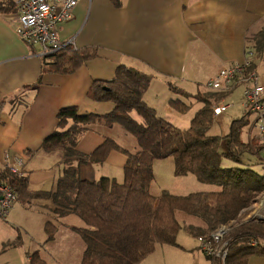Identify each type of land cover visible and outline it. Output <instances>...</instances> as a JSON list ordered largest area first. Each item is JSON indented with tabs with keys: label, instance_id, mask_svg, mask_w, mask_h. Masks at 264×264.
I'll return each instance as SVG.
<instances>
[{
	"label": "crops",
	"instance_id": "1",
	"mask_svg": "<svg viewBox=\"0 0 264 264\" xmlns=\"http://www.w3.org/2000/svg\"><path fill=\"white\" fill-rule=\"evenodd\" d=\"M16 17L15 13L0 14V175L5 154H19L25 159L27 184L8 219H0V264H29L34 252L52 264L45 257L48 250L67 256V250L55 244L58 232L65 229L62 238L68 237V228L81 226L71 213L59 215L51 200L39 195L55 190L63 174V152L43 148L44 140L59 126V110L76 106L80 113H110L114 103L95 100L90 89L96 80H113L118 67L125 64L153 76L144 100L158 116L181 127L191 112L186 121L191 125L203 103L191 99L187 112L175 110L171 100H185V96L172 86L190 94L203 92L200 87H207L223 67L242 62L253 47L252 38L264 27V0H81L72 20L59 24L57 33L63 42L72 40L76 49L93 56L69 73L55 70L54 58L21 39ZM262 58L263 54L257 60ZM228 93L214 101L215 105L227 103ZM196 105L198 109L192 108ZM132 115L141 120L136 111ZM253 128L254 121L249 141L258 135L257 131L252 136ZM107 139L120 149L111 150L102 162H84L82 178L124 181L127 153L137 152L139 144L120 124H91L77 149L91 154ZM166 159H171L169 168L175 175L172 157L155 160L153 168ZM246 161L251 162L250 158ZM252 168L264 173V164ZM198 190L203 189L193 191ZM261 197L259 205L245 210H251L249 218L264 215L263 192ZM47 222L55 225L50 240ZM259 238L264 243V236L259 234ZM248 264H264V254L252 255Z\"/></svg>",
	"mask_w": 264,
	"mask_h": 264
},
{
	"label": "trees",
	"instance_id": "2",
	"mask_svg": "<svg viewBox=\"0 0 264 264\" xmlns=\"http://www.w3.org/2000/svg\"><path fill=\"white\" fill-rule=\"evenodd\" d=\"M8 13L17 14L16 1L0 0V14ZM252 41L250 69L259 74L257 59L264 52V27ZM46 56L55 59V70L69 73L93 55L69 45ZM152 79L150 74L121 64L113 80H96L90 89L95 100L112 101L114 109L101 115L80 113L76 106L63 107L58 112V128L43 142L45 150L63 152L64 168L56 189L39 195L50 199L59 215L76 214L85 222V226H73L86 243L81 264H141L157 244H176L183 223L192 234H209L237 220L244 209L254 204L264 192V173L257 172L250 165L223 166L225 157L241 163L244 155L263 149L258 136L249 142L242 138L244 128L250 122V113L245 111L242 117L234 119L227 135H212L210 129L219 115L214 111V101L228 92L210 89L206 93L190 94L171 85L186 98L171 100L175 110L187 112L192 106L191 99L203 103L190 127L182 129L158 116L145 102L144 94ZM261 83L264 84L262 80ZM134 111L141 120L132 115ZM97 122L120 124L137 139L139 150L126 152L128 160L123 182L110 177L88 180L81 176L80 166L84 162H102L111 150L120 149L111 139L105 140L91 154L77 149L82 134ZM168 157L175 161V175L193 173L199 181L216 185V189L183 195L163 190L161 194L153 195L150 191L154 178L153 163L156 159ZM10 182L19 194L26 186L27 178L25 175L12 176ZM178 213L182 215L181 220ZM185 217L198 220L200 224L187 226L189 223L184 221ZM258 225L253 229L264 236V222ZM46 227L50 240L55 226L47 222ZM244 236L247 238L231 239L225 264H248L252 255L264 254V243L259 235L256 236V245L250 244L252 234ZM211 259L214 264H223ZM29 264L48 263L34 252Z\"/></svg>",
	"mask_w": 264,
	"mask_h": 264
},
{
	"label": "built area",
	"instance_id": "3",
	"mask_svg": "<svg viewBox=\"0 0 264 264\" xmlns=\"http://www.w3.org/2000/svg\"><path fill=\"white\" fill-rule=\"evenodd\" d=\"M17 4V33L31 46L38 45L43 55L58 52L71 45V41L63 42L57 33V26L68 22L74 17V12L81 0H15ZM253 51L248 48L245 59L223 67L217 76L208 82L212 90L230 92L237 86H243L242 105L246 112L253 115L258 131L260 145L264 146V84L260 75L250 69L253 62ZM229 103L214 106L216 114L226 111ZM4 168L0 175V219L7 220L17 201L18 194L10 182L12 176L25 175V159L19 154L7 152ZM231 226L223 225L217 230L201 235L198 240L204 253L214 260L225 264L231 241ZM251 245H256L252 238Z\"/></svg>",
	"mask_w": 264,
	"mask_h": 264
},
{
	"label": "rangeland",
	"instance_id": "4",
	"mask_svg": "<svg viewBox=\"0 0 264 264\" xmlns=\"http://www.w3.org/2000/svg\"><path fill=\"white\" fill-rule=\"evenodd\" d=\"M262 59H264V52ZM257 64H258V70L261 74L260 76L264 78V61H258ZM206 88L207 87H204L202 85L200 87V90L202 91L204 90L203 92L206 93L207 92L205 91ZM242 92H243V86L240 85L228 93L227 96L229 97L226 98L225 102L231 103L232 105L229 107V109L226 112H224L219 117L215 118V122L213 123V126L210 129V134L222 135V136L227 135L229 133L230 125L232 121L234 119H238L242 117L245 114V110L241 106ZM195 107L196 109H198L197 105L192 108L195 109ZM189 116H191V112H189L186 115L185 118H187V120H183V122L185 123L180 124L181 125L180 128L187 129L190 127V122L188 123L186 122L189 121L188 120L190 119ZM255 119L256 118L253 115L249 114L250 122L244 128V131L242 133V138L245 142H249V129ZM256 133H257V128H253L252 136H255ZM251 147L253 148V146ZM248 158H250L251 162L246 161ZM170 160L171 159H166V161H159L156 165V168L154 167L155 174L150 186V191L153 195H159L162 193L163 190H168L171 193L183 195V194H188L189 192H195L193 191L194 189H203L208 191L216 189L217 187L216 185L199 181L196 175H194L193 173H188L186 175H177V176L174 175V170H172V168H169V165L172 163V161ZM242 160L243 161L239 163L237 161L235 162L225 157L224 158L225 165L223 166L229 167L233 164L244 165L245 163V165L256 167L260 164H264V148L259 150L258 153L255 154L248 153V155H244ZM203 190H198V191H203ZM258 198L256 200V203L252 204L251 206L260 204V201L263 197H261L260 200ZM246 209H244V211L241 213V215L237 220L235 221L232 220L228 223V225L231 226L230 236L232 239L247 238L246 236H244L247 233L252 234V236H249L251 239L256 238V236L259 235V232L254 230L253 228L260 226L258 224H260V222L262 223L261 219L264 218V215H256L249 218V215L251 214V210L245 211ZM179 214L180 213H178L177 216L181 220L180 216L182 215ZM71 216H74L75 220H79L77 222L79 223V225L85 226L84 221L79 216L77 217V215L75 214H71ZM183 219L184 221L189 223L187 224V226L190 224H194L192 219L190 220L187 219L186 217ZM65 220L67 221L70 219H64V222ZM58 224H60L59 221ZM62 231H65V229H62L61 231L58 232L57 234L58 240L55 241V244H57V247L59 249L67 250V256L62 255L59 252H52L51 250H48L49 252H51V254H49L47 251L45 254L46 259L49 261V263L52 264H79L82 260L84 250L86 247V243L83 237L76 229L68 228V232H70V235H68V237L62 238ZM199 236L201 237L200 234L199 235L197 233L192 234L190 231H188L185 228V224L183 223V226L177 235L176 244H168V243L157 244L155 250L152 253H150L142 261L141 264H214L213 260L210 257H208L206 253H204V251L202 250L200 241L198 240V238H200ZM47 243L50 244V242Z\"/></svg>",
	"mask_w": 264,
	"mask_h": 264
},
{
	"label": "water",
	"instance_id": "5",
	"mask_svg": "<svg viewBox=\"0 0 264 264\" xmlns=\"http://www.w3.org/2000/svg\"><path fill=\"white\" fill-rule=\"evenodd\" d=\"M261 220H262V222H264V218H262Z\"/></svg>",
	"mask_w": 264,
	"mask_h": 264
},
{
	"label": "bare ground",
	"instance_id": "6",
	"mask_svg": "<svg viewBox=\"0 0 264 264\" xmlns=\"http://www.w3.org/2000/svg\"><path fill=\"white\" fill-rule=\"evenodd\" d=\"M35 52V51H34ZM40 55V54H39ZM42 55V54H41Z\"/></svg>",
	"mask_w": 264,
	"mask_h": 264
}]
</instances>
